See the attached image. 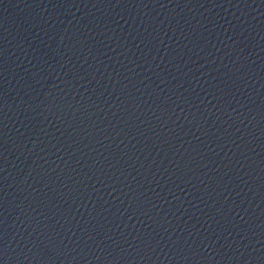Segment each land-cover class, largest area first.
Wrapping results in <instances>:
<instances>
[{
	"label": "water",
	"instance_id": "1",
	"mask_svg": "<svg viewBox=\"0 0 264 264\" xmlns=\"http://www.w3.org/2000/svg\"><path fill=\"white\" fill-rule=\"evenodd\" d=\"M0 264H264V0H0Z\"/></svg>",
	"mask_w": 264,
	"mask_h": 264
}]
</instances>
